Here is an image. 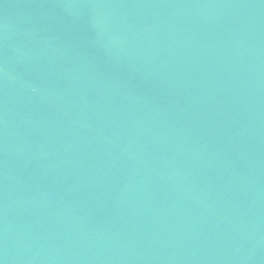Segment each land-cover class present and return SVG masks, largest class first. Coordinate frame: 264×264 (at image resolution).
Returning a JSON list of instances; mask_svg holds the SVG:
<instances>
[{
  "label": "water",
  "instance_id": "95a60500",
  "mask_svg": "<svg viewBox=\"0 0 264 264\" xmlns=\"http://www.w3.org/2000/svg\"><path fill=\"white\" fill-rule=\"evenodd\" d=\"M0 264H264V0H0Z\"/></svg>",
  "mask_w": 264,
  "mask_h": 264
}]
</instances>
